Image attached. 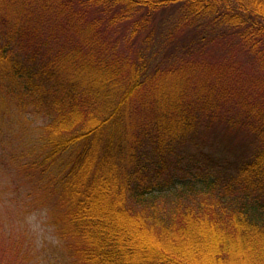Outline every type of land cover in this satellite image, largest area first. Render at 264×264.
<instances>
[{
	"label": "trees",
	"instance_id": "trees-1",
	"mask_svg": "<svg viewBox=\"0 0 264 264\" xmlns=\"http://www.w3.org/2000/svg\"><path fill=\"white\" fill-rule=\"evenodd\" d=\"M160 16L174 32L149 49ZM222 41L264 73V0H0V95L45 119L28 163L58 173L69 264H264V105L230 114L242 71L202 57ZM222 132L235 159L204 148Z\"/></svg>",
	"mask_w": 264,
	"mask_h": 264
},
{
	"label": "rangeland",
	"instance_id": "rangeland-1",
	"mask_svg": "<svg viewBox=\"0 0 264 264\" xmlns=\"http://www.w3.org/2000/svg\"><path fill=\"white\" fill-rule=\"evenodd\" d=\"M176 14L178 15L177 12ZM37 17L34 19L40 22ZM177 17L170 18L171 20L166 26L162 21L165 16L157 18L159 22L157 27L153 26L154 29H149L151 32L145 35L152 41L149 49L162 46L160 41L164 40L172 31L174 32L173 21ZM183 18L184 16L180 15L177 19L183 23L186 21ZM41 23L45 26L40 27L38 24L37 26L44 31H49L45 27L52 23L47 20V17L42 19ZM191 23L194 27L197 26L196 22ZM127 25L116 28L115 35L121 34ZM188 29L193 31L187 25L183 31L186 32L184 35L186 39H189L193 34V32L189 33ZM210 33V30L202 31L204 37H209ZM143 36L138 37L137 40L134 39L135 45H141L140 41L143 40ZM124 39L123 46H128L126 41H132L128 37ZM180 39V35L175 37V40ZM197 40H200V36ZM220 43L221 46L216 43L207 48L211 54L205 48L202 57L205 55V61L210 63L212 71L220 68L227 70L223 69V66L231 61H234L242 71L239 73L241 75H237L235 83L229 86L231 89L236 87L237 90L235 91L236 97L227 104L228 108L233 110V113L230 112V114L238 115L239 108L236 103L241 99V101L244 99L247 101V107L251 104L259 105V103L264 105V73L263 71L259 73V65L256 63L252 65L251 56L243 47L231 46L228 41ZM143 44L145 43L143 42ZM44 125L45 119L42 116L35 115L31 111L20 110L13 102L0 95V264H69L65 243L58 238L52 222L54 210L57 208L56 198L60 189L58 173L54 171L49 174L50 169H48L42 175L40 171L31 167V163H28L29 160H33L43 152L42 147L45 146L42 139ZM208 134L210 137H203L206 141L204 143L206 152H210L216 157L225 156L232 159L236 158L235 155L241 154L240 150L243 148V144L239 142L240 139H231L234 133ZM189 146L190 151L197 148L195 141L189 143ZM129 148L130 146H127L130 151ZM32 152L35 153L31 154ZM182 155L186 156L185 153ZM183 160L187 162L185 158ZM182 168L183 165L180 171H171L179 176L183 173ZM254 252L247 251L246 259L243 262L235 263V261L234 263L257 264L259 262L258 254Z\"/></svg>",
	"mask_w": 264,
	"mask_h": 264
}]
</instances>
